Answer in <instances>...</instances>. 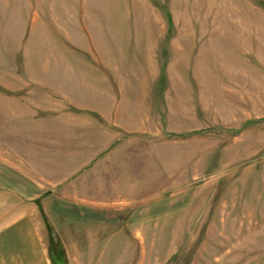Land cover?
Wrapping results in <instances>:
<instances>
[{"label":"rangeland","instance_id":"1","mask_svg":"<svg viewBox=\"0 0 264 264\" xmlns=\"http://www.w3.org/2000/svg\"><path fill=\"white\" fill-rule=\"evenodd\" d=\"M0 187L52 264H264V0H0Z\"/></svg>","mask_w":264,"mask_h":264},{"label":"crops","instance_id":"2","mask_svg":"<svg viewBox=\"0 0 264 264\" xmlns=\"http://www.w3.org/2000/svg\"><path fill=\"white\" fill-rule=\"evenodd\" d=\"M12 192L0 187V264H52L27 202Z\"/></svg>","mask_w":264,"mask_h":264}]
</instances>
